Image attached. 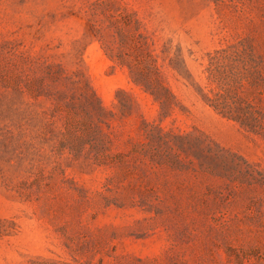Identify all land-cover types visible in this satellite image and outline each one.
Masks as SVG:
<instances>
[{
    "label": "rangeland",
    "instance_id": "1",
    "mask_svg": "<svg viewBox=\"0 0 264 264\" xmlns=\"http://www.w3.org/2000/svg\"><path fill=\"white\" fill-rule=\"evenodd\" d=\"M139 32L177 97L161 122L115 56L132 60ZM232 45H250L264 75V0H0V264H264V132L204 96L210 54ZM58 67L112 110L100 125L124 165L65 140L96 120L42 88ZM119 88L135 94L132 111ZM246 91L264 109V81ZM144 119L193 133L201 157L158 159Z\"/></svg>",
    "mask_w": 264,
    "mask_h": 264
},
{
    "label": "trees",
    "instance_id": "2",
    "mask_svg": "<svg viewBox=\"0 0 264 264\" xmlns=\"http://www.w3.org/2000/svg\"><path fill=\"white\" fill-rule=\"evenodd\" d=\"M117 27V26H116ZM138 30V28H137ZM117 32L123 43L128 40L123 27L118 26ZM136 55L132 60L129 56L115 55L122 63L127 65L132 81L150 94L158 104V120L161 122L172 115L177 105V97L170 85L164 79L159 58L154 52L153 42L149 37L139 32L136 34ZM237 46V45H236ZM232 45L230 48L217 49L210 54L208 65L205 68L208 83V92L204 94L206 103L218 113L229 119L239 122L243 127L253 132H264V109L254 98H250L246 89L258 85L264 81V75L259 73L257 59L261 56L252 51L250 45L237 50ZM51 81L42 88L50 89L51 95L59 105L75 108L77 103L83 104L89 118L96 120L88 130L71 137L66 133L65 140L72 146L76 154L85 151L89 146L91 152H95L97 161L101 164L110 163L124 165L126 157L124 153H118L119 157L109 160L112 140L102 131L100 123H109V117L113 115L102 103L100 97L91 86L89 79H72L61 67L49 71ZM260 77V78H258ZM47 81V76H46ZM80 90V97L76 98V91ZM53 93V94H52ZM116 97L121 103L123 112L132 111L138 106V101L132 92L119 88ZM260 99V98H259ZM145 125V138L143 148L154 149L155 155L160 160L174 159L178 164L188 160L195 161L200 158L203 149L195 135L190 132H173L165 130L159 123H151L143 120ZM111 145V146H110ZM144 154H147L145 150Z\"/></svg>",
    "mask_w": 264,
    "mask_h": 264
}]
</instances>
